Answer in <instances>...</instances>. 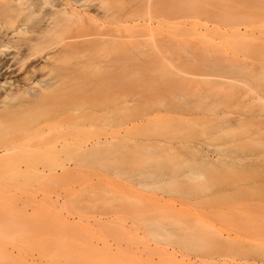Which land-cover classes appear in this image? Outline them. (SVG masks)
Returning <instances> with one entry per match:
<instances>
[{
    "label": "rangeland",
    "instance_id": "1",
    "mask_svg": "<svg viewBox=\"0 0 264 264\" xmlns=\"http://www.w3.org/2000/svg\"><path fill=\"white\" fill-rule=\"evenodd\" d=\"M9 1L0 0V95L35 93L51 77L52 37L41 30L66 0L30 8L23 5L35 0L18 8ZM110 1L121 10L135 6ZM163 1L153 0L150 14L165 23L140 38L143 49L116 54L120 96H135L122 103L117 148L85 153L50 143L66 129L79 139L110 136L109 118L85 125L87 89L71 92L79 117L70 115L68 128L51 127L53 102L7 99L20 106L0 119V146H13L0 160V264H264V0ZM17 26L25 31L12 34ZM13 53L16 75L7 76ZM93 55H61L58 64ZM33 67L38 82L22 83ZM93 67L80 74L93 75ZM191 69L232 71L242 80H186L181 70ZM192 146L222 162L206 166ZM79 156L84 163L58 162Z\"/></svg>",
    "mask_w": 264,
    "mask_h": 264
},
{
    "label": "bare ground",
    "instance_id": "2",
    "mask_svg": "<svg viewBox=\"0 0 264 264\" xmlns=\"http://www.w3.org/2000/svg\"><path fill=\"white\" fill-rule=\"evenodd\" d=\"M15 1H17V4L12 6V8L13 7L18 8L24 4L22 0H15ZM94 1L95 0H66V1H61L55 8L51 9L50 14L45 20L46 23L43 29L41 30V33H44L47 36L52 37V42L51 44L48 45V47H52L51 49L53 50L51 52L52 56H50L51 57L50 58L51 59L50 69L51 70H50L49 75L51 77L47 81L46 85L41 87L35 93H33L31 89L23 88L22 91L18 90V91L12 92L14 91L12 90L10 92L9 90L6 93L0 95V104H1L0 105V119L5 114H8L10 112H16L14 108L20 105L16 104L13 106L11 105L7 106L8 105L7 99L13 98L15 96H20L21 94L30 95L31 99L28 101V104L30 105H37V104H40L41 102L55 103L56 110L54 112L52 120L50 121V125L54 129L55 128L57 129L63 126L68 128L71 122H74V120L75 121L78 120V118L76 119V117H79V116L77 115L75 116L74 113L77 112L76 114H78L79 108H77L74 105H71L69 102L70 101L69 99L72 95L71 92L74 90L81 91V90L87 89L86 91H89L93 98L91 99L92 102L89 106L90 110L88 109L89 110L88 112L90 113V115H88L89 113L86 114L88 115L87 116L88 123H86L85 125L88 128H92L93 126H95V124L98 121H103V120L105 121V119L109 118L111 122L110 136L102 137L100 134H94L89 138L79 139L76 137V135L73 134L75 132L74 130L69 131V129L68 130L66 129L62 133L60 132L58 136L54 138V140L50 141V143L54 145V148L59 151L67 150L68 148L69 149L75 148L77 150H83V152L85 153L93 152V151L98 152L101 150L108 151L109 149L111 150L112 148H117V146L120 145L119 141H120L121 133H120V123L119 122H122V121H119V115H120V112L122 111V108H121L122 103L124 101L125 104L127 103V105L129 106L130 104L128 103L132 104L135 96L133 99L127 96L125 98L120 96L118 88L120 86L121 78H120V75H118L116 54L122 48H126L129 50L143 49L142 46L145 40H140V38L144 39L147 37H152L154 25H157V24L160 25V24L165 23V21L162 19H157V21H155L156 17H158L159 15L153 16L150 14L151 10L154 9L152 8V6H154L153 0H133L135 1V6L132 8V10L130 9L121 10L120 4H119L120 2L118 0L117 1L119 2L118 3L119 8L118 6L116 7L115 4L112 3V1L110 0H98V2L96 3H94ZM114 2H116V0ZM36 3H37V0L32 1V2H26L27 6L26 5H23V6H25L26 8H30V7H33ZM79 8L84 10L86 13L79 12L78 11ZM204 12L202 13L200 12V14H203ZM213 14L211 15L207 14L208 16L204 15V17L206 16L205 18L207 17L209 18V16L211 17ZM217 14L219 15V13ZM261 26H264V25H261ZM126 29L129 32V34L124 33V30ZM131 30L134 32H139V33H136L135 35H131L130 34L132 32ZM24 31L25 30H23V28H21L20 26H17L16 28H13L11 33L21 34ZM149 40L152 41L153 38ZM156 47L159 49L161 46H157L155 44L154 48ZM160 51L163 54L164 52L163 47L159 49V52ZM102 52H106L109 55L113 54V59L104 60L105 56L104 54H102ZM73 53L74 54L96 53L97 55H93L94 57H89L84 61L76 63L72 67L71 66L64 67L61 64H58L60 60L57 57L61 55H67V54H73ZM17 58L18 57L16 53L11 54L10 59H9L11 65H8V67L5 69L7 76L16 75L15 74L16 71L12 67V64H14ZM190 59L191 58H189V60ZM90 66L91 67L94 66L93 68L96 70V72L93 75L86 76L84 74H80V70L82 69L86 70ZM191 70L190 71L181 70V73H182L181 75L183 76V78L187 80L189 77H191L192 79V77H194L193 75H196L192 80L190 78L188 80L194 81V79L196 80V77L198 76L200 79L198 77L197 79H199L200 82L204 83V81L206 82L208 81L207 83L209 84L210 82L212 83V81L213 83L219 82L218 79H222V80L223 79H227V80L229 79L239 80L240 79L239 76H238L239 78L236 76L238 73H235L232 71L222 72V71L212 70L210 72L209 71L202 72V71H199L198 69L197 70L194 69L195 71H193V69ZM35 72H36V67H33L32 69H30L28 73L21 78L22 83L27 84L26 82L28 81L35 82L37 80L35 77ZM186 73H189L192 76L187 74L189 75L187 77ZM201 76H204V77L202 78ZM205 77H209V78L206 79ZM210 78H212V81ZM199 80L195 82L199 83ZM235 80L233 81L236 82ZM240 80H242V78ZM207 83H204V84H207ZM72 114H73L72 116L73 118L71 119H74L73 121L70 120V115ZM84 123H85V120H84ZM191 148L200 150L197 146H192ZM12 149H13V146L9 143H5L4 145H1L0 146V160L7 158L6 155ZM200 151L202 152L201 162L206 164V166H214L216 165V163L222 162V160L218 156L213 157L203 152L202 150ZM85 160H86L85 158H83L82 156L81 157L79 156V157L61 159L58 162L59 164H61L63 168H67L73 164L77 165L80 163H84ZM215 167L216 166H214V168ZM205 175L206 174L204 172L198 173V176H201V177H205Z\"/></svg>",
    "mask_w": 264,
    "mask_h": 264
}]
</instances>
